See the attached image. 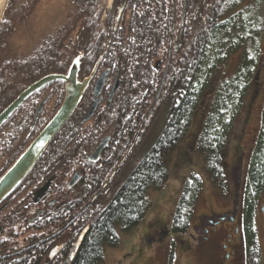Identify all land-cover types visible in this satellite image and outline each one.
<instances>
[{
  "label": "trees",
  "instance_id": "obj_1",
  "mask_svg": "<svg viewBox=\"0 0 264 264\" xmlns=\"http://www.w3.org/2000/svg\"><path fill=\"white\" fill-rule=\"evenodd\" d=\"M99 1L68 0L67 8H71L68 23L63 25L61 20H58L49 25L48 30L33 38L28 17L38 0H6L3 18L0 21V110L25 82H30L43 73L60 72L66 68L70 59H78L77 50L81 45L78 38L94 36L100 15V11L96 12L95 9L103 8L99 7ZM240 1L127 0L125 2L124 8H132L128 26L121 29L130 37L125 47L127 63L132 68L131 77L139 78V74L133 72L144 61L147 64V72L144 71L143 79L149 80L151 74V77L158 81L153 73L155 71L153 59L166 58L167 40L171 36L178 39V47L172 50L170 57L172 60L174 58L175 64L166 76L165 85L172 87L178 82L179 90L175 92L176 95L170 102L162 129L148 150L114 189L107 203L88 214V228L82 235L78 251L70 264H97L103 258V243L116 245L118 242L115 224L128 229L137 224L147 211L150 205L147 190L159 189L165 183L168 169L164 158L185 136L191 115L207 86L206 77L198 83L197 75L208 40L227 21L228 12ZM135 8H139V11ZM263 31L262 23H253L231 40L224 49H216L212 62L206 68L208 72L212 66L224 63L235 51L240 52L234 71L216 84L195 141L197 149L203 155V168L208 173L211 183L222 189L226 185L222 169L226 129L217 132L216 122L230 100H241L248 83L252 80L251 77L255 75ZM19 32H22L21 38L25 44L16 45ZM67 50H70L68 57L65 56ZM116 50L117 58L120 54L119 45L116 46ZM105 56L107 57V54ZM120 56L122 58V54ZM154 84L156 86L157 82ZM149 92L151 97L154 89ZM13 114L14 111L10 117ZM261 118L262 126L257 135L247 174L248 181L256 190L260 189L264 182V104ZM150 119L151 117H148L146 123ZM38 127L39 125L36 128ZM25 129L26 126L22 127L21 132ZM9 131L12 134L16 130ZM1 139L0 131V142ZM200 188L201 178L191 171L184 178L175 201L170 224L173 231L181 232L189 227L194 199ZM242 209L245 264H262L253 223V203H244ZM213 220L208 219L210 223Z\"/></svg>",
  "mask_w": 264,
  "mask_h": 264
},
{
  "label": "flooded vegetation",
  "instance_id": "obj_2",
  "mask_svg": "<svg viewBox=\"0 0 264 264\" xmlns=\"http://www.w3.org/2000/svg\"><path fill=\"white\" fill-rule=\"evenodd\" d=\"M125 2L110 0L103 8H96L100 15L94 36L78 38L81 43L78 59H70L65 69L55 72L67 77L71 63L76 60L74 81L84 85L63 125L22 176L0 196V264H61L80 230L84 227L87 230L88 214L110 199L117 174L141 142L148 124L163 104L170 106L179 90L178 82L176 85L173 82L172 87L165 85L166 76L175 64L170 57L172 50L178 47V39L171 36L167 40L166 58L153 59V73L158 81L151 74L149 80L143 79L144 71L147 72L144 61L133 72L139 78L131 77L125 47L130 37L121 29L128 26L132 8H124ZM118 45L122 58L120 54L115 57ZM69 51H65L66 57L70 56ZM48 73L54 72L40 77ZM162 77L163 83L154 99ZM35 80L20 86L12 99ZM99 80L102 81L96 87ZM65 93L64 78L49 80L27 94L1 121L0 179L56 112ZM41 100L42 107L30 127ZM94 101L90 115L82 120ZM148 117L151 119L146 123ZM24 126L26 129L21 132ZM10 129L16 131L10 134ZM263 203L264 199L260 203L264 218ZM203 224L199 219L198 231L209 229L207 223ZM236 225L232 226L235 230ZM214 233L211 237L215 238ZM206 234L201 237L211 235Z\"/></svg>",
  "mask_w": 264,
  "mask_h": 264
},
{
  "label": "rangeland",
  "instance_id": "obj_3",
  "mask_svg": "<svg viewBox=\"0 0 264 264\" xmlns=\"http://www.w3.org/2000/svg\"><path fill=\"white\" fill-rule=\"evenodd\" d=\"M109 1L100 0L99 7L107 5ZM67 6L68 0H38L28 17L30 29L33 31L32 37L41 35L48 30L49 25L58 20L66 25L70 20L71 9ZM227 16V21L208 40L197 75L198 83L206 77L207 86L191 115L187 132L164 158L168 169L165 183L159 189L148 188L150 205L137 224L128 229L115 224L118 242L116 245L103 243V258L97 264H245L242 207L247 202L253 203L255 235L260 248L261 263L264 264V218L260 211V203L264 199V182L262 187L256 190L247 177L257 135L262 126L264 31L260 37L261 52L255 75L251 77L252 80L248 83L241 100H230L216 122L217 132L226 129L225 148L222 152L225 188L211 183L208 173L203 168V155L195 144L216 84L234 71L240 52L235 51L224 63L212 66L208 72L206 68L212 62L216 49H224L231 40L253 23L264 25V0H241ZM2 18L3 11L0 14V21ZM21 33H18L16 45L25 44ZM167 110V104H163L157 111L141 142L131 152L117 174L114 189L148 150L165 123ZM191 171L201 178V188L194 199L189 227L185 231H173L170 224L175 201L184 178ZM102 206L104 205L100 207ZM221 214L224 217H219ZM209 218L214 219L212 223L208 221ZM199 219L203 225L206 223L209 225L206 232L198 231L196 225ZM235 224L237 230L232 227ZM202 233L211 235L209 238H203ZM212 233L216 239L211 237Z\"/></svg>",
  "mask_w": 264,
  "mask_h": 264
},
{
  "label": "water",
  "instance_id": "obj_4",
  "mask_svg": "<svg viewBox=\"0 0 264 264\" xmlns=\"http://www.w3.org/2000/svg\"><path fill=\"white\" fill-rule=\"evenodd\" d=\"M77 68V61L74 60L70 67H69V73L67 77H65L61 73H48L46 75H43L42 77H39L35 81L29 83L22 91H20L17 96L12 99L1 111H0V123L3 119L7 117V115L21 103L23 98L29 94L31 91L39 87L40 85L46 83L49 80L61 78L65 79V86H66V93L65 97L56 110V112L52 115V117L49 119V121L39 130V132L35 135V137L32 139L30 144L25 148L24 152L21 154V156L15 161V163L12 165V167L3 175V177L0 179V196L7 191L13 183H15L22 174L28 169V167L32 164V162L35 160V158L39 155L41 150L46 146L48 141L55 135V133L59 130V128L63 125V123L66 121L68 116L70 115L73 107L75 106V103L78 99V96L81 93L82 87L84 85V82L81 83H75L74 76ZM102 79V76H101ZM102 80H99L96 84V87L100 85ZM163 83V77L161 78L160 85L156 91V94L154 96V99L157 97L159 90L161 88V85ZM114 86H112L111 92L113 91ZM42 102L38 104V106L35 109L33 120L31 122L30 127L33 126L35 119L37 117L38 112L40 111L42 107ZM95 101L92 103L90 108L87 110L86 114L83 116L82 120L86 119L94 106ZM138 130V128H137ZM137 133V131H136ZM135 133V134H136ZM102 145V143L95 149L96 151L99 149V147ZM262 211L264 212V203L261 206ZM219 217H224V215H220ZM86 227L80 230L78 233L76 239L73 242V245L71 246L67 256L65 259L61 262V264H68L82 238V235L85 232Z\"/></svg>",
  "mask_w": 264,
  "mask_h": 264
},
{
  "label": "bare ground",
  "instance_id": "obj_5",
  "mask_svg": "<svg viewBox=\"0 0 264 264\" xmlns=\"http://www.w3.org/2000/svg\"><path fill=\"white\" fill-rule=\"evenodd\" d=\"M6 0H0V14L3 11Z\"/></svg>",
  "mask_w": 264,
  "mask_h": 264
}]
</instances>
